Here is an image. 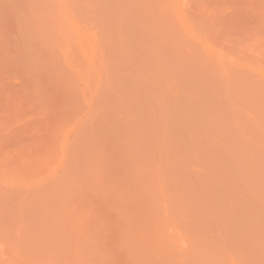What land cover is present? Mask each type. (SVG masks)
I'll use <instances>...</instances> for the list:
<instances>
[{"label": "rangeland", "instance_id": "374dc122", "mask_svg": "<svg viewBox=\"0 0 264 264\" xmlns=\"http://www.w3.org/2000/svg\"><path fill=\"white\" fill-rule=\"evenodd\" d=\"M0 264H264V0H0Z\"/></svg>", "mask_w": 264, "mask_h": 264}]
</instances>
